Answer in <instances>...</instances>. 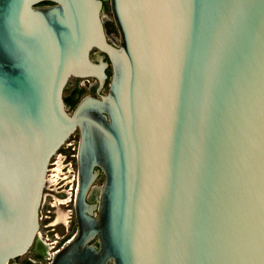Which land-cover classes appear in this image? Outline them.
Wrapping results in <instances>:
<instances>
[{"label": "water", "instance_id": "1", "mask_svg": "<svg viewBox=\"0 0 264 264\" xmlns=\"http://www.w3.org/2000/svg\"><path fill=\"white\" fill-rule=\"evenodd\" d=\"M102 1L0 0V264L75 130L77 232L50 264H264V0H108L115 44ZM70 77L98 88L68 112Z\"/></svg>", "mask_w": 264, "mask_h": 264}, {"label": "rangeland", "instance_id": "2", "mask_svg": "<svg viewBox=\"0 0 264 264\" xmlns=\"http://www.w3.org/2000/svg\"><path fill=\"white\" fill-rule=\"evenodd\" d=\"M50 3H40L39 5H47ZM104 13V12H103ZM104 15V14H103ZM110 39H113L109 37ZM113 41L117 42V38L113 39ZM94 50H92V53ZM92 82L91 78H76L70 77L63 89V99L65 103V107L68 112H71L77 102L86 94L90 93L88 89L87 82ZM107 85L104 89L100 90L101 93L106 92ZM67 99H70L68 102ZM57 152L52 156L49 162V170L47 172V183L45 185V193H49L46 195V202L50 204H54L53 206H48L49 211L42 210V224H52L48 228H55L53 232H57V235L69 234L74 232L76 229L75 222L73 219V200H74V189L76 187L75 182L73 181L74 176L76 174V166L74 160L71 161L69 157H66L64 161L61 160L59 154ZM56 160L55 165L53 164ZM71 162V164L69 163ZM58 164H60L59 169H57ZM69 170V172H68ZM49 174V175H48ZM54 174V175H53ZM103 182V177L100 176L95 181L94 188H99ZM48 187H50L53 191H49ZM61 190H65L68 192V196L66 199L57 200V192ZM97 190V189H94ZM56 192V193H55ZM71 192V194H70ZM71 198V201L68 203H64L68 201V198ZM60 201H64L60 204ZM46 209V208H45ZM53 212V214H52ZM47 217V218H45ZM53 226V227H52Z\"/></svg>", "mask_w": 264, "mask_h": 264}, {"label": "flooded vegetation", "instance_id": "3", "mask_svg": "<svg viewBox=\"0 0 264 264\" xmlns=\"http://www.w3.org/2000/svg\"><path fill=\"white\" fill-rule=\"evenodd\" d=\"M100 16H101L103 24H104V30H105L107 41L112 43V44H115L116 42L113 41V39L117 38V42H118L119 33H118L117 27H116V25L114 23L108 0H103L102 1V7H101V10H100ZM109 37H111L113 39H110ZM106 73H107L106 80L104 82L103 87L99 89V92H100V90L104 89V87L106 85H107V89H108V83H109L110 76H111V66H110V64H108V67L106 69ZM91 79L93 80L92 82H90V81L87 82L88 89L89 90L91 89V90L95 91L98 88V83H97V81H95L94 78H91ZM104 93H106V92H104ZM92 95L98 97V95L96 93H92ZM72 137H75V138L77 137L78 138V145H79V138L80 137H79V131L78 130H75L70 135V137L67 140L71 139ZM57 152H59L58 154L61 153V155H59V156H60L62 161H64V159L62 158V155H67V157H69L70 160H73L69 156V152L70 151H69V148L65 147V142L62 144V146L58 149ZM77 154H78V148H77ZM55 163H56V160L54 161L53 164L55 165ZM74 163H75V166H76V174L74 176L73 181L75 182L76 187L74 189V200H73V202L75 203L76 193H77V190H78L77 156H76V159H74ZM48 170H49V167L47 169V172H48ZM47 172H46L45 185H46V183L48 181ZM68 172H69V170H68ZM100 176L103 177V173L102 172H100V174L94 180L93 186L95 184V181ZM45 185H44V189H43L42 202H41L40 211H39V228H38V232L39 233L37 232V236H36L33 244L30 246V248L26 252H24L23 254H21V255L15 257L14 259H12L10 261V263H17V264H50L53 258L51 259L50 262H47V261H45L43 259V257L46 255L47 251H49L48 250L49 247L46 245L45 239H50V240L57 239V244L55 245V248H57L58 251L55 253V255H56L73 238V236L77 232V228H76L74 232H71L69 234L57 235V232H53L55 228H50V229L48 228L52 224L51 225L47 224V223H45V224L43 223L42 224V219H43L42 218V210L49 211L47 207L48 206L51 207V206L54 205V204H50L49 202L47 203L46 200H45L46 195H49V193L48 194L45 193V189H46ZM48 190L49 191H53L50 187H48ZM70 194H71V192H70ZM66 196H68V192L66 193L65 190H61L60 192H57V197L56 198L59 201V200H62V199L63 200L66 199ZM67 198H68V201L64 202L65 204L71 201V198H69V197H67ZM48 213H50V211ZM52 214H53V212H52ZM45 218H47V217H45ZM73 219H74L75 226H76L74 204H73Z\"/></svg>", "mask_w": 264, "mask_h": 264}, {"label": "built area", "instance_id": "4", "mask_svg": "<svg viewBox=\"0 0 264 264\" xmlns=\"http://www.w3.org/2000/svg\"><path fill=\"white\" fill-rule=\"evenodd\" d=\"M65 147L69 148V156L73 160L76 159L77 156V148H78V138L72 137L69 140L65 141ZM61 155V153L59 154ZM67 155H62V158L65 159ZM71 160V161H73ZM71 164V162H69ZM39 233V232H38ZM46 245L49 247L46 253V255L43 257V259L47 262H50L55 253L58 251L57 248H55V245L57 244V239H45Z\"/></svg>", "mask_w": 264, "mask_h": 264}, {"label": "snow or ice", "instance_id": "5", "mask_svg": "<svg viewBox=\"0 0 264 264\" xmlns=\"http://www.w3.org/2000/svg\"><path fill=\"white\" fill-rule=\"evenodd\" d=\"M261 8L264 9V2L261 3Z\"/></svg>", "mask_w": 264, "mask_h": 264}, {"label": "bare ground", "instance_id": "6", "mask_svg": "<svg viewBox=\"0 0 264 264\" xmlns=\"http://www.w3.org/2000/svg\"><path fill=\"white\" fill-rule=\"evenodd\" d=\"M59 166H60V164H58V167H57V169H59ZM60 170V169H59ZM54 175V174H53ZM64 201H60V203H63Z\"/></svg>", "mask_w": 264, "mask_h": 264}, {"label": "trees", "instance_id": "7", "mask_svg": "<svg viewBox=\"0 0 264 264\" xmlns=\"http://www.w3.org/2000/svg\"><path fill=\"white\" fill-rule=\"evenodd\" d=\"M43 3H49L48 1H45V2H43ZM67 101L69 102L70 101V99H67Z\"/></svg>", "mask_w": 264, "mask_h": 264}]
</instances>
